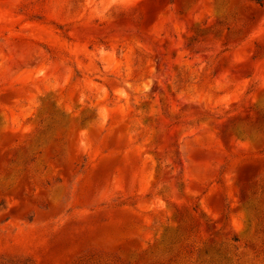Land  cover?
Instances as JSON below:
<instances>
[{"label":"rangeland","instance_id":"rangeland-1","mask_svg":"<svg viewBox=\"0 0 264 264\" xmlns=\"http://www.w3.org/2000/svg\"><path fill=\"white\" fill-rule=\"evenodd\" d=\"M0 264H264V5L0 0Z\"/></svg>","mask_w":264,"mask_h":264},{"label":"trees","instance_id":"trees-1","mask_svg":"<svg viewBox=\"0 0 264 264\" xmlns=\"http://www.w3.org/2000/svg\"><path fill=\"white\" fill-rule=\"evenodd\" d=\"M256 3H258L259 5L263 6L264 5V0H253Z\"/></svg>","mask_w":264,"mask_h":264}]
</instances>
